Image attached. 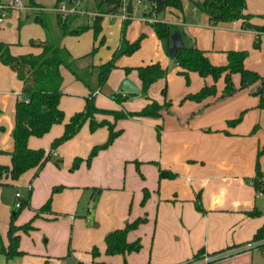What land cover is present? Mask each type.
Segmentation results:
<instances>
[{
    "label": "crops",
    "instance_id": "1",
    "mask_svg": "<svg viewBox=\"0 0 264 264\" xmlns=\"http://www.w3.org/2000/svg\"><path fill=\"white\" fill-rule=\"evenodd\" d=\"M179 1L181 10L168 7L159 14L158 21L175 26L182 33L178 32L183 45L195 44L215 66L226 64L228 51H246L244 68L264 77V32L258 35L243 28L241 19L211 25L208 16L199 13L193 5L202 0ZM34 3L36 6L27 0L23 10L6 11L0 22V43L7 44L15 56L38 54L40 49L31 47L29 41H44L48 37L74 59L97 47L91 60H78L76 65L87 77L91 74L89 82L94 86L95 77L88 68L109 61L119 47L123 24L119 15L102 16L101 30L96 38L91 29L80 35L62 37L56 23L55 1L34 0ZM83 4L92 21L91 14L95 13L92 0H83ZM37 13L44 15L49 26L48 35L34 21ZM128 14L125 39L133 42L140 35L144 37L136 52L117 60L106 85L95 93V106L110 111L141 110L148 100L140 94L141 83L135 69L159 63L167 70V75L150 86L148 98L162 103L164 99L159 100L158 95L161 96L160 91L165 85L166 98L171 101L170 112L161 119H121L116 122L111 116L95 115L97 122L114 123L115 131L120 134L87 166L84 160L91 149L107 139L106 127L90 132L85 123L71 139L50 149L71 116L83 110L89 94L82 82L60 67L62 95L58 107L63 112V121L54 124L44 136H31L27 141L30 149L55 151L53 157L57 160L46 162L36 176L32 169L16 181L9 177L2 180V246L8 245L7 232L10 216L16 209V193L24 197L30 192V200L29 207L18 214L15 225L32 221L33 229L28 233L18 232L19 251L23 255L7 260L0 254V264H66L68 260L69 264H200L193 260L199 252L213 256L227 250L237 253L212 264H264L263 247H255L256 243L251 241L264 224V192L259 196L246 180L255 175L256 154L264 145V110L257 108L258 98L245 89L219 100L223 78L214 83L210 77L201 78L191 72L186 83L181 69L168 53L171 40L169 43L159 40L131 2ZM244 14L252 15L251 24L262 26L264 20L260 16L264 14V0H245ZM19 22H22L20 27ZM257 35L259 48L255 49L253 43ZM125 69L131 71L127 74ZM126 81L136 91L127 93L132 96L117 104L112 95L121 93L125 96L120 89ZM232 81L238 86L239 75H233ZM213 83L215 96L201 103L181 102L186 95ZM21 89L22 83L16 73L0 62L1 166L11 164L9 152L13 149L15 105ZM241 113L238 124L227 125ZM157 126H161L159 139L156 137ZM75 158H81L83 162L71 171ZM259 164L264 177V154ZM158 167L172 172L175 177L159 179ZM55 187L61 189L53 193ZM145 191L148 198L141 206ZM49 198L50 211L37 214ZM254 211L259 213L249 215ZM137 218H144L146 222L130 231L127 241L139 240L140 250L125 256L107 255L104 237ZM93 248L99 252L94 259L90 255Z\"/></svg>",
    "mask_w": 264,
    "mask_h": 264
},
{
    "label": "trees",
    "instance_id": "2",
    "mask_svg": "<svg viewBox=\"0 0 264 264\" xmlns=\"http://www.w3.org/2000/svg\"><path fill=\"white\" fill-rule=\"evenodd\" d=\"M54 1L56 7L63 2H70V0ZM92 2L93 11L97 13L92 21H90L86 14H71L64 19L59 14H56L57 27L62 37L80 35L91 29L94 38H96L101 30L100 23L102 16L117 13V8L121 0H92ZM155 4L157 14L163 13L168 7H173L179 10L182 9L179 0H156ZM30 5L36 6L34 0H30ZM193 5L197 8L199 13H204L208 16L211 25L241 19L243 21V28L253 30L257 32L258 35L264 32V24L262 26L253 25L249 22L253 18L252 15L244 14L245 0H202L201 2H193ZM85 8L86 7H84V9ZM260 18L264 20V14L261 15ZM34 21L38 23L43 28L46 35H48L49 26L44 15H42V13H37ZM21 23L22 22L18 23V27H20ZM128 23L129 20L123 21L120 44L113 52L111 59L97 67L90 66V68H88V71L91 70L92 75L95 77L94 86L89 82L91 74L87 77V74H85L86 72L78 69L76 65L78 60H91L96 52V48H93L83 57L74 59L65 48L59 47L51 38L47 37L44 41H29L31 47H37L40 49L38 54L15 56L10 53L7 44L0 43V62L16 73L17 79L22 83L21 96L29 98L28 103L18 101L15 105L14 128L12 131L13 149L9 152L11 164L9 167L0 165V186L2 185L1 182L4 178L9 177L10 180L16 181L22 174L32 169L35 170L36 176L46 162L51 159L50 152H45L43 149H30L27 146V141L31 136L37 138L44 136L54 124L63 121V112L58 107L59 99L62 95L60 90L62 82V77L59 71L60 67L66 68L76 80L82 82L89 89V94L85 98L83 110L71 116L68 123L64 125L62 135L51 143V148L56 149L64 142L71 139L85 123H88L90 132L95 131L99 127H106L108 130L107 139L103 144L94 146L91 149L90 153L84 160L87 166L90 165L91 160L100 150L108 148L120 134V131H115L114 123H110L106 120L97 122L95 115L111 116L113 121L116 122L121 119H161L165 114L170 112L171 102L166 98L165 85L160 91V94L164 99L163 103L159 104L154 100H150L139 111H110L99 109L95 106V93L100 91L103 87L110 72L115 69L117 60L122 56H130L136 52L144 37L143 35H140L133 42L127 41L124 36ZM150 25L153 28L156 37L165 43L170 42V36L173 32L181 33L175 26L161 21H155ZM258 35L253 43L255 49L259 48ZM246 57V51H228L226 53V64L224 66H215L210 63L205 53L193 44L191 46L184 45L182 48H179L171 59L173 63L181 69L180 74L184 76L186 83H188V73L191 72L198 74L201 78L210 77L214 83L220 78H223L224 86L218 97L219 100L231 97L241 90L249 89L250 95L258 98L257 108L264 110V77L244 68L243 63ZM135 70L141 83L140 94L146 99H148L147 93L150 86L158 80L165 79L167 75V70L163 69L159 63L140 66ZM130 71V69H125V73L127 74ZM235 74L239 75L238 86H235L232 81V76ZM214 83L211 85H204L194 94L186 95L181 102L189 100L201 103L205 99L215 96L216 88ZM130 96H132V94H126L125 96L122 94H114L112 95V99L115 103L122 104ZM242 114L243 113L237 118L228 121L227 125L235 126L238 124L242 119ZM256 128L257 127L255 126L253 132ZM160 131L161 126H157V139L160 137ZM263 154L264 145L256 154L255 175L252 178L246 179L252 184L257 194L259 192H264V177L259 164L260 157ZM81 162H83V159L75 158L70 170H76ZM156 165L158 166V164ZM136 166H139L138 162L136 163ZM158 177L159 179H173L175 174L158 167ZM60 189L61 188L59 187H55L52 192H57ZM97 192H99V190H97ZM147 198L148 194L145 191L141 206H144ZM29 200L30 192H27V195L22 197L20 201V207L13 210L10 216L7 232V247L2 246L0 241V254L4 255L7 260L23 255V253L19 251L20 237L18 232L28 233L33 229L31 226L32 221H29L22 226L15 225V220L21 210L29 207ZM50 203L51 199L49 198L43 207L38 210L37 214L39 212H49ZM258 213V211H254L249 215L254 216ZM145 222L146 220L144 218H137L132 222L126 223L122 228L109 232L104 237L105 253L110 256L117 254L125 256L132 252H138L141 248L140 241L136 240L134 242H128L127 234L130 231L137 229ZM261 240H264V224L255 232L251 241L258 242ZM68 255H70V250H68ZM90 255L94 259L99 255V252L96 248H93ZM202 255L203 253L201 251L193 260L200 259ZM124 264H126V262H124Z\"/></svg>",
    "mask_w": 264,
    "mask_h": 264
},
{
    "label": "built area",
    "instance_id": "3",
    "mask_svg": "<svg viewBox=\"0 0 264 264\" xmlns=\"http://www.w3.org/2000/svg\"><path fill=\"white\" fill-rule=\"evenodd\" d=\"M155 1L156 0H153V1L121 0L117 8L118 12L115 14H118L122 21L129 20L130 16L128 14V6H129V3L131 2L134 6H136L140 10L143 21L151 24V23H154L155 21H158L159 19V14H157L156 12ZM83 8H84L83 0H70L69 3H66V2L61 3L58 7L55 8V12L64 19L68 15H71V14H82V15L87 14V12ZM9 9L23 10L24 5L21 2V0H11L10 4H5L0 0V22L3 20V17L5 16L6 11ZM96 15L97 13L91 14L92 19ZM110 15H114V14H110ZM18 101H24L25 103H28L29 98L22 97L20 94L17 98V102ZM50 156H56L55 151L52 150L50 152ZM258 195L262 196L263 192H259ZM15 197H16L15 208L17 209L20 207V201L22 199V196L19 193H16ZM255 243H256L255 247L264 246V240H261ZM236 253L237 251L227 250L218 255H213V256L204 254L202 255L200 259H198L197 261L195 260V261L196 263H200V264H212L215 261L228 258Z\"/></svg>",
    "mask_w": 264,
    "mask_h": 264
},
{
    "label": "water",
    "instance_id": "4",
    "mask_svg": "<svg viewBox=\"0 0 264 264\" xmlns=\"http://www.w3.org/2000/svg\"><path fill=\"white\" fill-rule=\"evenodd\" d=\"M148 1H153V0H148ZM170 40H171V46L168 49V53L171 57H173L175 55L176 51L179 48H182L184 45H183V42L181 40V36L178 32H173L172 35L170 36ZM120 91L123 92L124 94H127V93L135 92L136 88L131 83L126 81L121 86ZM69 263H70V261L68 260L66 262V264H69Z\"/></svg>",
    "mask_w": 264,
    "mask_h": 264
},
{
    "label": "rangeland",
    "instance_id": "5",
    "mask_svg": "<svg viewBox=\"0 0 264 264\" xmlns=\"http://www.w3.org/2000/svg\"><path fill=\"white\" fill-rule=\"evenodd\" d=\"M23 3H26L27 2V0H21ZM96 48V50H97V47H95ZM96 53V52H95ZM106 63V62H105ZM104 85H106V84H104ZM216 88V87H215ZM149 91V90H148ZM119 94H121V93H119ZM161 95V94H160ZM108 96H109V94H108ZM147 96H148V93H147ZM162 96H159L158 95V98H159V100H160V98H161ZM144 98V97H143ZM146 99V98H145ZM149 99V98H148ZM148 99H146V100H148ZM162 99V98H161ZM150 100H153V99H149L148 101H147V103L150 101ZM168 100V99H167ZM171 102V101H170ZM163 103V102H162ZM105 106H107V105H105ZM129 112H132V111H129ZM50 149H51V146H50ZM53 156H51V159L50 160H52V162H56V160H57V158L56 157H53ZM21 191L23 192V190L21 189ZM27 195V193L24 195V196H26ZM261 247H263V249H264V246H261Z\"/></svg>",
    "mask_w": 264,
    "mask_h": 264
}]
</instances>
